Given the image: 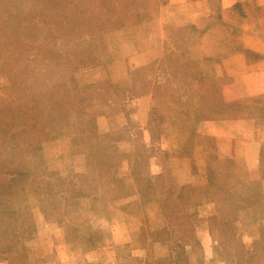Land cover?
<instances>
[{
    "label": "rangeland",
    "instance_id": "obj_1",
    "mask_svg": "<svg viewBox=\"0 0 264 264\" xmlns=\"http://www.w3.org/2000/svg\"><path fill=\"white\" fill-rule=\"evenodd\" d=\"M215 1L210 15L198 21V39H193L192 27L183 17L194 8L207 12L203 3L197 7L194 2L182 5L157 0L154 10L151 0H0V149L16 159L26 154L24 146L31 140L40 146V158L54 171L51 197L37 202L31 196L22 210L26 218L0 223L1 229H13L6 232L0 248V264L25 256V244L35 237L40 218L58 219L60 213L75 223V230L84 232L91 225L99 230L107 227L102 203L88 192L81 173L110 148L115 131L101 129L98 119L114 105H120L127 121L116 133L122 135L117 140L118 148L126 157L121 171L131 162L140 183L160 190L158 204L163 227L169 232L166 243L161 242L163 234L155 233L163 227L150 232L159 243L149 248L153 256L146 264H246L238 243L264 264L263 221L259 227L240 225L237 220L241 216L234 211L211 228L216 242L208 240V229L193 223L199 192L193 186L174 188L171 174L170 158L185 153V145L197 135L198 123L208 117L209 109L222 102L227 77L219 63L220 55L239 41L243 6L237 2L233 9L221 11ZM158 45L163 51L153 74L113 79L109 65L124 53L133 52V63L145 61V53ZM48 48L61 54L48 59L43 52ZM32 63L43 65L39 76L35 68H18ZM27 80L34 91H26L21 85ZM53 88L60 107L53 100ZM147 93L152 96L147 129L157 124L152 130L153 144L146 140L137 122L136 99ZM240 106L251 109L252 116L259 118L255 140L264 143V97L242 99ZM50 109H65L68 120L55 111L49 114ZM165 131L169 146H162L161 134ZM8 142L14 148L6 147ZM247 147L252 160L256 146ZM227 164L216 160L207 165L216 175L222 174ZM249 184V194L243 201L252 204L258 197V185ZM176 208L181 211L180 220L190 223L188 234L179 244L171 242L172 237L179 238L166 218ZM258 217L264 220V209ZM19 227L25 233L17 239Z\"/></svg>",
    "mask_w": 264,
    "mask_h": 264
},
{
    "label": "crops",
    "instance_id": "obj_2",
    "mask_svg": "<svg viewBox=\"0 0 264 264\" xmlns=\"http://www.w3.org/2000/svg\"><path fill=\"white\" fill-rule=\"evenodd\" d=\"M170 1L182 5L194 2L197 7L202 3L205 5L207 12L201 13L194 8L193 13L183 17V21L192 27L193 39H198V21L210 15L213 0ZM215 2L219 3L221 11L233 9L237 2L244 9L239 16V41L220 55L219 63L227 77L222 86L223 100L209 109L208 117L198 123L197 135L185 145V153L169 160L174 188L193 186L199 192L200 204L196 206L193 223L206 227L208 240L214 242L211 228L220 224V218L230 217L234 211L241 216V223L237 220L240 225L259 227L262 226L260 222H264L258 217L264 209V143L255 140L259 118L252 116L251 109L245 110L240 106L242 99L264 97V0ZM151 3L156 10L157 0H151ZM162 51V45L151 48L145 53V61L135 63L132 61L136 57L131 55L133 52L124 53L121 59L109 65L111 76L117 81L140 74L151 75ZM26 67L35 68L39 76L43 65L32 63L18 66ZM30 84L29 80L21 83L26 91H34ZM53 91V100L60 107L57 92L54 88ZM136 100L138 125L144 129L146 140L153 144L152 130L154 126L157 128L153 119L151 130L147 129L152 96L147 93ZM53 111L68 120L65 109H50L49 114ZM162 123L163 129H166V122ZM98 124L104 131L114 130L115 136L109 141L110 148H105L103 154L81 175L87 181L88 192L99 199L98 204L102 203L109 224L100 230L95 225L87 226V232H84L75 230L72 226L75 223L62 218L60 213L57 214L58 219L40 218L35 237L25 244V256L8 264H146L147 259L153 256L149 254V248L159 242L150 237V232L164 226L158 204L160 190L140 183L131 162L128 169L121 171L126 157L118 148L117 140L121 134L116 133L127 121L120 105L105 109ZM161 141L162 146L171 144L168 132L161 134ZM252 145L256 148L251 160L247 146ZM216 160L228 164L225 171H221L222 174L213 175L209 172L213 168L207 164ZM249 183L258 185L255 191L258 197L252 204L243 201L249 194ZM172 238L171 242L180 243L175 236Z\"/></svg>",
    "mask_w": 264,
    "mask_h": 264
},
{
    "label": "trees",
    "instance_id": "obj_3",
    "mask_svg": "<svg viewBox=\"0 0 264 264\" xmlns=\"http://www.w3.org/2000/svg\"><path fill=\"white\" fill-rule=\"evenodd\" d=\"M43 52L48 59H54V56L61 54L60 50L51 48L43 50ZM28 58L29 55L26 59ZM12 135H14V131L11 132ZM30 141L28 140L24 146L26 154H22L21 157L16 159L12 155H7L5 150L0 149V223L9 222L16 218H26L22 210L29 203L31 196L39 202L48 199L53 194L50 178L54 176V171L50 169L45 160L43 161L40 158L41 153L38 152L41 149L40 146ZM8 146L14 148L15 145L8 142L6 147ZM170 212H172V216H166L167 222L175 227V235L179 240H182L185 234H188L186 231L190 223L185 219L180 220L182 214L178 208L170 210ZM172 217L176 221H173ZM10 230L13 231L10 227L0 228V248L5 244L6 232ZM24 231L23 228L18 229L15 235L16 238L19 239L25 233ZM155 233L163 234L161 242L166 243L169 234L167 227H163ZM232 240L237 243L234 237ZM237 249L242 253V259L246 260V264H260L258 259H253V256L247 252L243 243H238Z\"/></svg>",
    "mask_w": 264,
    "mask_h": 264
}]
</instances>
